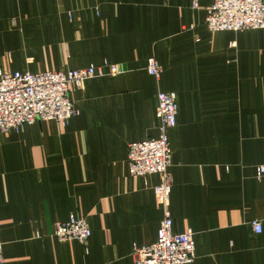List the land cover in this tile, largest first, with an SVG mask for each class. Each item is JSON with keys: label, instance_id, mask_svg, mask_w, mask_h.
I'll use <instances>...</instances> for the list:
<instances>
[{"label": "crops", "instance_id": "0c3cea01", "mask_svg": "<svg viewBox=\"0 0 264 264\" xmlns=\"http://www.w3.org/2000/svg\"><path fill=\"white\" fill-rule=\"evenodd\" d=\"M214 0H0V70L81 69L104 61L115 77L70 89L79 115L0 133L3 264H133L164 217L154 187L131 176L128 146L158 136V93L177 95L170 211L195 232L191 264H264V29L211 32ZM154 58L160 82L147 72ZM71 215L92 235L60 242ZM263 231L254 234L252 223ZM36 232L42 238L36 239Z\"/></svg>", "mask_w": 264, "mask_h": 264}, {"label": "built area", "instance_id": "2783aa9c", "mask_svg": "<svg viewBox=\"0 0 264 264\" xmlns=\"http://www.w3.org/2000/svg\"><path fill=\"white\" fill-rule=\"evenodd\" d=\"M193 7L198 8V0H194ZM206 25L211 32L263 30L264 0H214L207 10ZM146 69L150 76L160 82L162 69L154 58L148 60ZM125 72L120 65L108 61L67 72L9 73L0 70V133L19 134L26 126L38 121H54L66 126L80 113L70 99L72 87L83 90L88 80L115 77ZM177 111V95L174 92H159L158 136L128 146L131 176H161L162 180L154 187V192L164 213L156 242L148 246H134L133 264H191L196 256L195 232L189 229L185 233H175L170 211L172 149L168 131L177 125ZM256 178L264 182V163L257 166ZM252 229L254 234L262 233V222L254 221ZM91 235L87 221L75 215H71L67 222H58L54 226V236L60 242L78 241L86 251V243ZM35 238H42V234L36 232ZM4 261L0 240V264Z\"/></svg>", "mask_w": 264, "mask_h": 264}]
</instances>
